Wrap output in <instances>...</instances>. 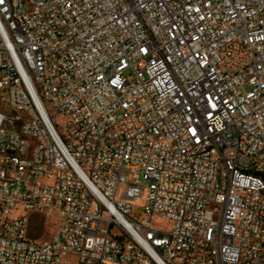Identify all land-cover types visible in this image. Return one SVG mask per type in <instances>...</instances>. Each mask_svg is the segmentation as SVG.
I'll use <instances>...</instances> for the list:
<instances>
[{
  "label": "built area",
  "instance_id": "obj_1",
  "mask_svg": "<svg viewBox=\"0 0 264 264\" xmlns=\"http://www.w3.org/2000/svg\"><path fill=\"white\" fill-rule=\"evenodd\" d=\"M0 264H264V0H0Z\"/></svg>",
  "mask_w": 264,
  "mask_h": 264
},
{
  "label": "rangeland",
  "instance_id": "obj_2",
  "mask_svg": "<svg viewBox=\"0 0 264 264\" xmlns=\"http://www.w3.org/2000/svg\"><path fill=\"white\" fill-rule=\"evenodd\" d=\"M47 111L50 119L55 124V127L60 130L62 126V120L59 116L53 114V112L47 106ZM28 221V238L30 240L37 241L39 243L44 241H50L56 230L58 221L56 217L48 216L44 213L31 214L25 213ZM154 226L160 230H167L168 224L163 221H156Z\"/></svg>",
  "mask_w": 264,
  "mask_h": 264
}]
</instances>
